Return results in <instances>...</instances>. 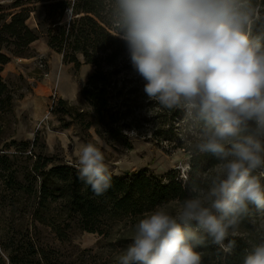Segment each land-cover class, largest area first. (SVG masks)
Here are the masks:
<instances>
[{"label": "clouds", "instance_id": "1", "mask_svg": "<svg viewBox=\"0 0 264 264\" xmlns=\"http://www.w3.org/2000/svg\"><path fill=\"white\" fill-rule=\"evenodd\" d=\"M111 35L126 43L155 106L178 111L192 155L213 167L182 171L188 195L132 225L119 264H203L225 257L241 225L257 224L242 264H264V0H101ZM78 178L96 195L112 185L104 153L80 147Z\"/></svg>", "mask_w": 264, "mask_h": 264}, {"label": "trees", "instance_id": "2", "mask_svg": "<svg viewBox=\"0 0 264 264\" xmlns=\"http://www.w3.org/2000/svg\"><path fill=\"white\" fill-rule=\"evenodd\" d=\"M33 18L32 26L28 20ZM111 28L102 11L101 0H11L0 3V72L13 57L32 56L30 45L44 37L47 46L62 56L64 63L92 65L80 89L85 107L78 108L57 98L52 112L67 115L84 128L93 127L105 141H119L130 147L128 130L139 135L149 134L157 142L174 138L178 111L155 106L144 92L146 81L132 67L126 43L111 35ZM146 95V100H145ZM13 93L0 75V115L11 110ZM152 110L144 115L142 110ZM146 122L148 127H142ZM1 136V135H0ZM178 145L185 141L180 137ZM15 152H0V180L3 190L21 207L14 232L0 237V264H54L45 247L31 238L33 230L20 223L22 215L30 222L49 226L59 240H65L74 225L88 232L106 234L107 220L121 214L141 215L170 200L188 195L185 181L177 170L160 175L146 167L112 174V185L102 195H96L78 178L76 167L55 162L51 156L33 149L34 142L12 140ZM7 145H10L8 143ZM30 153H26L29 146ZM1 149V148H0ZM190 154L189 168L193 173L209 170L215 164L211 155L194 157ZM28 163L21 168L17 163ZM22 199L26 203L22 202ZM51 204L58 205L53 213ZM242 226H250L245 221ZM256 242V241H255ZM236 248L225 257L215 246L203 250L214 264H242L246 239L236 238ZM5 256H4V254Z\"/></svg>", "mask_w": 264, "mask_h": 264}, {"label": "rangeland", "instance_id": "3", "mask_svg": "<svg viewBox=\"0 0 264 264\" xmlns=\"http://www.w3.org/2000/svg\"><path fill=\"white\" fill-rule=\"evenodd\" d=\"M10 2L11 0H0L3 5ZM28 23L32 26L35 24L33 18ZM30 49L32 56L13 57L0 72L13 93L11 110L0 115V152L10 155L15 152L12 140H28L34 142V150L51 156L55 162L76 167L80 147L93 143L104 153L105 163L114 175L146 167L156 175L175 169L181 176L182 171L189 168L190 154L184 149L188 145L185 142L178 145L177 142L180 137L181 116L176 123L178 126L174 138L157 142L149 134L139 135L128 130L131 146L127 147L119 141H105L93 127L84 128L67 115L53 113L52 104L57 98L78 108L85 107L80 89L94 67L83 63L81 58L79 66L64 63L61 54L47 46L44 37L34 41ZM146 98L145 95V100ZM142 111H145L144 115H150L152 110ZM147 125L143 122L142 127H148ZM30 148L31 145L26 153H30ZM17 163L21 168L28 166L24 159ZM3 185L0 180V237L7 238L19 222V213L11 210L13 206L20 208L21 205L12 202V197L2 189ZM176 201L177 199L170 200L165 204L175 207ZM22 202L26 203L24 199ZM51 209L55 213L58 205L51 204ZM142 215L121 214L109 218L106 221V234L84 231L74 225L65 240L57 239L49 226L31 223L27 216L22 215L20 223L29 230H33L34 224L36 225V233L32 232L30 236L45 247L54 264H119L118 256L131 242L132 225ZM258 223H250L247 228L241 225L240 236L259 242L262 234L256 231ZM200 251L203 253V264H214L212 257L209 258L204 255L203 250Z\"/></svg>", "mask_w": 264, "mask_h": 264}, {"label": "built area", "instance_id": "4", "mask_svg": "<svg viewBox=\"0 0 264 264\" xmlns=\"http://www.w3.org/2000/svg\"><path fill=\"white\" fill-rule=\"evenodd\" d=\"M182 179H183V177H182V174H181V176H180ZM184 180V179H183Z\"/></svg>", "mask_w": 264, "mask_h": 264}, {"label": "crops", "instance_id": "5", "mask_svg": "<svg viewBox=\"0 0 264 264\" xmlns=\"http://www.w3.org/2000/svg\"><path fill=\"white\" fill-rule=\"evenodd\" d=\"M35 41H36V40H35ZM33 42H34V41H33ZM33 42H32V43H33ZM32 43H31V44H32Z\"/></svg>", "mask_w": 264, "mask_h": 264}]
</instances>
